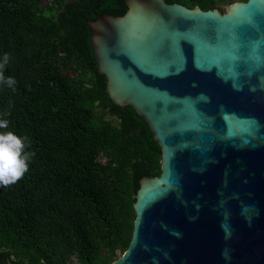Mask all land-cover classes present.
Wrapping results in <instances>:
<instances>
[{
  "label": "water",
  "instance_id": "95a60500",
  "mask_svg": "<svg viewBox=\"0 0 264 264\" xmlns=\"http://www.w3.org/2000/svg\"><path fill=\"white\" fill-rule=\"evenodd\" d=\"M124 3L85 23L105 92L147 124L161 174L139 180L111 264H264V0Z\"/></svg>",
  "mask_w": 264,
  "mask_h": 264
},
{
  "label": "trees",
  "instance_id": "16d2710c",
  "mask_svg": "<svg viewBox=\"0 0 264 264\" xmlns=\"http://www.w3.org/2000/svg\"><path fill=\"white\" fill-rule=\"evenodd\" d=\"M164 1L223 12L247 0ZM126 10L124 0H0V73L15 79L0 84V118L34 153L0 184V264H111L128 247L139 180L161 174L160 149L109 99L85 23Z\"/></svg>",
  "mask_w": 264,
  "mask_h": 264
},
{
  "label": "clouds",
  "instance_id": "9594fccd",
  "mask_svg": "<svg viewBox=\"0 0 264 264\" xmlns=\"http://www.w3.org/2000/svg\"><path fill=\"white\" fill-rule=\"evenodd\" d=\"M8 55L4 54L0 60V68L7 63ZM0 84L7 87L15 85V79L11 76H3L0 73ZM8 129V121L0 118V184L7 185L14 183L27 170L31 161L32 153L27 150L28 138L18 136Z\"/></svg>",
  "mask_w": 264,
  "mask_h": 264
},
{
  "label": "rangeland",
  "instance_id": "374dc122",
  "mask_svg": "<svg viewBox=\"0 0 264 264\" xmlns=\"http://www.w3.org/2000/svg\"><path fill=\"white\" fill-rule=\"evenodd\" d=\"M45 3H47V2H46V1H44V2H43V4H45ZM231 4H232V3H231ZM228 5H230V4H227V5L220 6V9H222V10H223V12H221V11H219V10H218V8H219V7H218V5L216 6V8H215V9H216V10H218V11H219L221 14H224V13L226 12V7H228Z\"/></svg>",
  "mask_w": 264,
  "mask_h": 264
}]
</instances>
